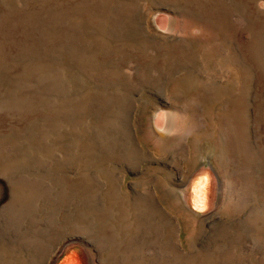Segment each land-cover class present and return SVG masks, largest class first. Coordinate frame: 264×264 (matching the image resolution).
Listing matches in <instances>:
<instances>
[{"label":"rangeland","instance_id":"1","mask_svg":"<svg viewBox=\"0 0 264 264\" xmlns=\"http://www.w3.org/2000/svg\"><path fill=\"white\" fill-rule=\"evenodd\" d=\"M0 232L1 264H264V0H0Z\"/></svg>","mask_w":264,"mask_h":264},{"label":"bare ground","instance_id":"2","mask_svg":"<svg viewBox=\"0 0 264 264\" xmlns=\"http://www.w3.org/2000/svg\"><path fill=\"white\" fill-rule=\"evenodd\" d=\"M224 99V98H223ZM227 103V102H226ZM199 200H200V198H199ZM201 201V200H200ZM6 215H12L11 213H10V207H4L3 208V215H2V221H4L5 220V218H6ZM13 220H12V223L10 224L11 226H14V225H18L19 223H20V220H14V218H12ZM34 224H36L35 222H33ZM39 228H41V227H39ZM31 233H36V231L35 230H33L32 228H28V229H26V231H25V233H24V237H25V240L26 241H28L30 238H31V241H29V242H26V243H24L23 242V244H24V248L25 249H27L28 250V252L31 250V248L33 247V245L38 241L39 243H40V238H38L37 236H34L33 235V237L30 235ZM37 233H39V234H41V235H43V231H42V229L41 230H39V231H37ZM1 234H2V232H0V264L2 263V262H6L7 260H8V258H9V256H10V250H8L7 248H4L2 245H1ZM11 235V234H10ZM21 238H23V237H21ZM41 242H43L42 240H41ZM4 243V242H3ZM28 244V245H27ZM6 251L5 253L3 252V251ZM28 252H25L24 253V256H25V259H27L28 260V256H29V253ZM34 252H35V254H42V252H43V247L42 246H38L36 249H34ZM41 260H42V256H41Z\"/></svg>","mask_w":264,"mask_h":264}]
</instances>
